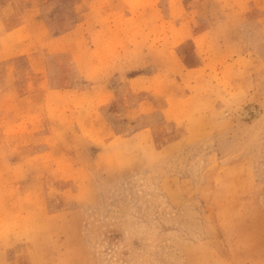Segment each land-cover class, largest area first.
Returning a JSON list of instances; mask_svg holds the SVG:
<instances>
[{
	"label": "rangeland",
	"instance_id": "rangeland-1",
	"mask_svg": "<svg viewBox=\"0 0 264 264\" xmlns=\"http://www.w3.org/2000/svg\"><path fill=\"white\" fill-rule=\"evenodd\" d=\"M114 1L0 44V264H264V0Z\"/></svg>",
	"mask_w": 264,
	"mask_h": 264
},
{
	"label": "crops",
	"instance_id": "crops-1",
	"mask_svg": "<svg viewBox=\"0 0 264 264\" xmlns=\"http://www.w3.org/2000/svg\"><path fill=\"white\" fill-rule=\"evenodd\" d=\"M54 1L55 0H50V3L57 6L59 5L60 8V5L63 4L64 0ZM99 1L101 0H76L73 5V10L75 12L72 21L74 22L73 25L69 29L66 26L61 33L50 34L49 30L53 31L51 28L52 21L57 20V22L61 23V21L64 20L63 14L60 13V11L55 14L54 17L49 15L46 18L41 19L40 14H35L34 8H36L37 3H40L41 6L44 2H39V0H0V44L9 38H12L11 42H6L16 46L18 45V42H16L15 39L21 36V32L31 35L35 33L38 28H40L41 30L43 29L49 37H51L50 35H53L58 36L57 38L59 39L71 36L81 38V36L85 34L91 35L92 40L89 50L96 54L97 51L100 50L97 45L101 44L103 39L106 36L111 35L112 31H114V27L111 25L112 18L117 17V15L119 17L123 16L126 18L123 12L122 14H119L116 7H114L115 5H118V1L115 2L114 0H108L107 5L104 7L99 6ZM66 21L65 24L67 25ZM90 27L91 33H85L87 29L90 30ZM101 31H104V33ZM24 33H22V35H24ZM101 51L103 52V50ZM105 52L106 50L103 52V56H105ZM96 57L97 56H94L93 58L95 62ZM108 57H110V55H108ZM102 84L104 83L99 82V88H101ZM94 85H96V83H94ZM102 90H105V88Z\"/></svg>",
	"mask_w": 264,
	"mask_h": 264
}]
</instances>
